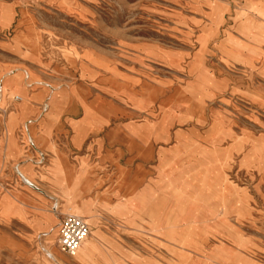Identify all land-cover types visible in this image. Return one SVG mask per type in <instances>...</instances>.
I'll return each instance as SVG.
<instances>
[{
	"label": "rangeland",
	"instance_id": "1",
	"mask_svg": "<svg viewBox=\"0 0 264 264\" xmlns=\"http://www.w3.org/2000/svg\"><path fill=\"white\" fill-rule=\"evenodd\" d=\"M1 83L0 264H264V0H0Z\"/></svg>",
	"mask_w": 264,
	"mask_h": 264
},
{
	"label": "built area",
	"instance_id": "2",
	"mask_svg": "<svg viewBox=\"0 0 264 264\" xmlns=\"http://www.w3.org/2000/svg\"><path fill=\"white\" fill-rule=\"evenodd\" d=\"M89 235L90 226L84 217L70 212L61 214L57 244L62 252L73 255Z\"/></svg>",
	"mask_w": 264,
	"mask_h": 264
},
{
	"label": "crops",
	"instance_id": "3",
	"mask_svg": "<svg viewBox=\"0 0 264 264\" xmlns=\"http://www.w3.org/2000/svg\"><path fill=\"white\" fill-rule=\"evenodd\" d=\"M8 10H9V13H8L7 21L10 19L11 15H12V12L10 11L9 8H8ZM15 40L17 42H20V43L24 44L26 47H32V45H33V40H32L31 36L17 34L16 37H15ZM5 83H6V81H5ZM5 83L4 84H2V83L0 84L1 87H2L3 92L4 93H11L9 86H6ZM20 83H21V80H20ZM26 87H29V86H26ZM27 108H28V111L24 114V116L18 117V120L16 121V123H18L19 120L24 119L25 115L28 112H30V108H29V105H28V100H27ZM23 126L25 127V133L27 134V144H28V146L33 148L34 150L38 151L41 155H43L42 150H40L41 149L40 140H38V137L40 136L41 132L40 133L37 132V130L39 129V126L36 123V120L35 119H28V120H26L23 123ZM28 131H30L32 133V135H28ZM14 136L16 138V142L18 143V133L16 132V128H14ZM18 146H19V144H18ZM19 149L22 150L20 147H19ZM28 166H30V165H28ZM89 226H90V224H89ZM57 229H58V226H57ZM90 233H91V227H90Z\"/></svg>",
	"mask_w": 264,
	"mask_h": 264
},
{
	"label": "bare ground",
	"instance_id": "4",
	"mask_svg": "<svg viewBox=\"0 0 264 264\" xmlns=\"http://www.w3.org/2000/svg\"><path fill=\"white\" fill-rule=\"evenodd\" d=\"M2 7V6H1ZM18 71H23L24 72V77H26L27 75H28V73L24 70V69H22V68H19V69H15V70H10V73H8V74H5V75H13V74H17V72ZM18 75V74H17ZM15 81V80H14ZM36 81V80H35ZM38 81V80H37ZM39 82H42L44 85H46V86H48V88H49V90H50V93L51 92H53L54 90H55V87L53 86V85H51V84H48L47 82H44V81H39ZM13 83V82H12ZM27 86V85H26ZM19 106V105H18ZM48 107V103H47V101L44 103V108L46 109ZM43 108V109H44ZM47 110V109H46ZM18 116V115H17ZM16 118V117H15ZM36 120V119H35ZM9 132V131H8ZM11 132V131H10ZM9 132V133H10ZM11 134V133H10ZM14 135V134H13ZM28 135H32V133L30 132V131H28ZM8 136H9V134H8ZM46 136V135H45ZM47 137V136H46ZM15 143V142H14ZM17 143V142H16ZM11 144V143H10ZM47 144V143H46ZM45 144V145H46ZM12 146H14V145H12ZM49 147V146H48ZM10 148H11V146H10ZM15 151V150H14ZM16 172H17V174L20 176V178L23 180V182L27 185V186H29V187H33V185H34V183H33V180H32V178H31V176L29 175V174H27V172H23L21 169H20V167H19V165L16 167ZM33 184V185H32ZM9 199V198H8ZM6 206V205H5ZM9 208V207H8ZM122 209V208H121ZM87 240V239H86ZM85 240V241H86ZM85 241H84V243H85ZM83 243V244H84ZM82 244V245H83ZM81 245V246H82ZM80 246V247H81ZM79 247V248H80ZM78 248V249H79ZM46 254H47V256L51 259V260H54L55 262H57L58 264H61L59 261H58V259H57V257H56V255L54 254V252H52V251H50V250H46Z\"/></svg>",
	"mask_w": 264,
	"mask_h": 264
}]
</instances>
